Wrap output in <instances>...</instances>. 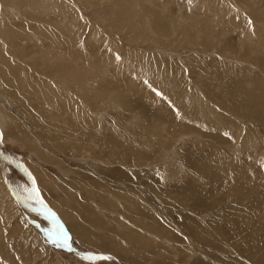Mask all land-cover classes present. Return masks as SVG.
<instances>
[{"label":"rangeland","instance_id":"1","mask_svg":"<svg viewBox=\"0 0 264 264\" xmlns=\"http://www.w3.org/2000/svg\"><path fill=\"white\" fill-rule=\"evenodd\" d=\"M115 1L0 0V264H264V0Z\"/></svg>","mask_w":264,"mask_h":264},{"label":"snow or ice","instance_id":"2","mask_svg":"<svg viewBox=\"0 0 264 264\" xmlns=\"http://www.w3.org/2000/svg\"><path fill=\"white\" fill-rule=\"evenodd\" d=\"M249 24H251V21H249ZM157 95H160V93H157ZM31 192L36 194L37 202L40 205L44 206V202L39 199L38 189L33 188L31 189ZM44 207H45V210L48 211L46 206ZM51 219L57 225V227L54 228L52 232L50 233L51 242L53 244H56L57 246H64V247L70 248L71 247V243H70L71 237L69 233L63 228L62 225L59 224V221L57 220L55 214H51ZM82 259L88 260L90 262H95V261L108 260L110 259V257L103 256L100 254L89 253L85 255L84 257H82Z\"/></svg>","mask_w":264,"mask_h":264},{"label":"bare ground","instance_id":"3","mask_svg":"<svg viewBox=\"0 0 264 264\" xmlns=\"http://www.w3.org/2000/svg\"><path fill=\"white\" fill-rule=\"evenodd\" d=\"M104 1V0H103ZM117 1V0H116ZM115 1V2H116ZM112 2V1H111ZM114 2V1H113ZM120 2H121V0H120ZM122 3H123V0H122ZM125 4V3H124ZM30 39V38H29ZM5 43V42H4ZM42 60H43V58H42ZM53 60V59H52ZM49 62V61H48ZM48 64H50V62L48 63ZM40 76V75H39ZM45 77V76H44ZM43 78V77H42ZM49 78V77H48ZM83 80V79H82ZM71 82V84H74L75 85V83L73 82V81H70ZM82 82H84V81H82ZM42 83V82H41ZM78 83V82H77ZM80 84V83H79ZM83 84V83H82ZM82 84H80V87H81V85ZM1 113V112H0ZM3 115V114H2ZM259 115V114H258ZM260 117V116H259ZM5 118V117H4ZM250 129V128H249ZM251 129H253V128H251ZM1 157H3L4 159H9V158H7V157H5V156H3V155H1ZM11 161V160H10ZM13 162V161H12ZM19 167H21V165H19V164H17ZM253 184V183H252ZM65 212V211H64ZM62 213V212H61ZM63 214H65V213H63ZM62 214V215H63ZM92 241V240H91Z\"/></svg>","mask_w":264,"mask_h":264},{"label":"water","instance_id":"4","mask_svg":"<svg viewBox=\"0 0 264 264\" xmlns=\"http://www.w3.org/2000/svg\"><path fill=\"white\" fill-rule=\"evenodd\" d=\"M49 211H50V210H49ZM50 213H51V211H50ZM51 214H54V213H51ZM55 216H56V215H55ZM56 218H57V220L59 221V219H58L57 216H56ZM59 224L62 225L60 221H59ZM56 226H57V225H56Z\"/></svg>","mask_w":264,"mask_h":264}]
</instances>
